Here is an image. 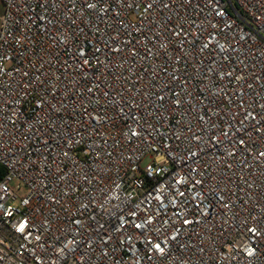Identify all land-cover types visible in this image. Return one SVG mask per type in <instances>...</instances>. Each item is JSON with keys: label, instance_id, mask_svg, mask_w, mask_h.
Returning a JSON list of instances; mask_svg holds the SVG:
<instances>
[{"label": "built area", "instance_id": "1", "mask_svg": "<svg viewBox=\"0 0 264 264\" xmlns=\"http://www.w3.org/2000/svg\"><path fill=\"white\" fill-rule=\"evenodd\" d=\"M0 264H264V0H0Z\"/></svg>", "mask_w": 264, "mask_h": 264}]
</instances>
